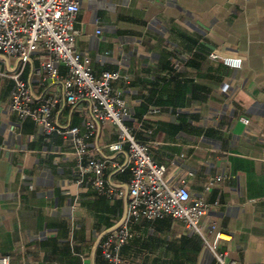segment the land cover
Returning <instances> with one entry per match:
<instances>
[{
	"label": "crops",
	"instance_id": "crops-1",
	"mask_svg": "<svg viewBox=\"0 0 264 264\" xmlns=\"http://www.w3.org/2000/svg\"><path fill=\"white\" fill-rule=\"evenodd\" d=\"M77 2L76 50L94 76L127 77L112 85L126 104L127 126L171 184L186 177L191 199L210 205L202 222L215 223L224 237L217 251L235 264H264V0ZM211 54L241 66L230 68ZM17 65L0 57V73ZM39 66L33 56L22 79L36 103L57 90L55 126L89 133V158L107 164L104 190L93 187L92 173L80 176L68 139L17 119L10 110L13 84L0 77V258L107 264L100 244L127 212L126 150L105 149L116 141V128L99 124L86 102L67 105L60 83L41 85L32 75ZM128 227L131 238L119 253L124 264H217L181 221Z\"/></svg>",
	"mask_w": 264,
	"mask_h": 264
},
{
	"label": "built area",
	"instance_id": "built-area-1",
	"mask_svg": "<svg viewBox=\"0 0 264 264\" xmlns=\"http://www.w3.org/2000/svg\"><path fill=\"white\" fill-rule=\"evenodd\" d=\"M78 12L77 0H0V57L18 61L15 71L0 73V77L13 84L11 112L21 122L32 121L46 136L56 133L68 139L74 147L80 176L92 173V185L98 192L104 190L107 164L89 158L85 143L89 133L80 135L76 127L67 129L53 124L51 116L60 101L57 90L36 103L35 95L22 79L25 66L33 56H38L40 66L32 69V75L38 77L41 85L60 83L67 105L86 102L90 114L99 124H110L116 128V141L106 145L105 149L112 153L126 150L127 164L121 170H128L130 181L126 216L116 229L105 235L100 244L101 256L107 264H124L119 253L131 238L130 221H154L165 217L181 221L198 236L217 264H235L226 253L217 251L224 237L216 224L205 225L202 222L210 211V205L202 199H191L186 177L171 184L166 177V168L152 161L147 145L137 140L133 130L127 126L126 104L112 91L114 83L127 80V77L110 71L96 77L89 66V59L77 52L74 23ZM209 58L220 59L233 69L241 66L239 59L219 58L215 54ZM60 67L65 69L66 76H61ZM243 123L248 124V121L243 120ZM85 159L87 164L83 166ZM211 186L212 181H209L205 190ZM0 264H9V258H0ZM80 264L86 263L81 261Z\"/></svg>",
	"mask_w": 264,
	"mask_h": 264
}]
</instances>
